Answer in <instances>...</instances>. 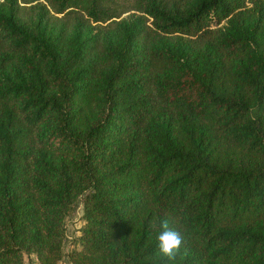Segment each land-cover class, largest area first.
I'll return each mask as SVG.
<instances>
[{"label":"trees","instance_id":"obj_1","mask_svg":"<svg viewBox=\"0 0 264 264\" xmlns=\"http://www.w3.org/2000/svg\"><path fill=\"white\" fill-rule=\"evenodd\" d=\"M78 201L71 264H264V0H0V264Z\"/></svg>","mask_w":264,"mask_h":264},{"label":"clouds","instance_id":"obj_2","mask_svg":"<svg viewBox=\"0 0 264 264\" xmlns=\"http://www.w3.org/2000/svg\"><path fill=\"white\" fill-rule=\"evenodd\" d=\"M153 228L157 227L156 222L152 224ZM158 227L160 231L156 234L157 239V256L166 258L169 264H175L181 247L184 243V236L179 230L174 227H170L169 220L167 218L162 219L159 222Z\"/></svg>","mask_w":264,"mask_h":264},{"label":"rangeland","instance_id":"obj_3","mask_svg":"<svg viewBox=\"0 0 264 264\" xmlns=\"http://www.w3.org/2000/svg\"><path fill=\"white\" fill-rule=\"evenodd\" d=\"M82 213L83 206L81 201H78L75 204L73 211L67 218V236L64 242L65 257L61 264H71L69 258L67 257V254L73 248V240L76 239V237L79 235V229L83 224L81 217ZM26 264H37V262L35 258L29 259L28 257H26Z\"/></svg>","mask_w":264,"mask_h":264}]
</instances>
